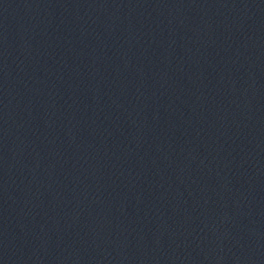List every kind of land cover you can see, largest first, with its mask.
<instances>
[{
  "label": "water",
  "instance_id": "water-1",
  "mask_svg": "<svg viewBox=\"0 0 264 264\" xmlns=\"http://www.w3.org/2000/svg\"><path fill=\"white\" fill-rule=\"evenodd\" d=\"M0 264H264V0H0Z\"/></svg>",
  "mask_w": 264,
  "mask_h": 264
}]
</instances>
